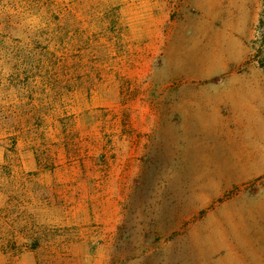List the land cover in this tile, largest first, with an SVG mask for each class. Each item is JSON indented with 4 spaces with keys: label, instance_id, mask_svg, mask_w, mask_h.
<instances>
[{
    "label": "rangeland",
    "instance_id": "obj_1",
    "mask_svg": "<svg viewBox=\"0 0 264 264\" xmlns=\"http://www.w3.org/2000/svg\"><path fill=\"white\" fill-rule=\"evenodd\" d=\"M106 1L0 0V264H264V132L186 151L189 38ZM249 49L264 77V0Z\"/></svg>",
    "mask_w": 264,
    "mask_h": 264
},
{
    "label": "crops",
    "instance_id": "obj_2",
    "mask_svg": "<svg viewBox=\"0 0 264 264\" xmlns=\"http://www.w3.org/2000/svg\"><path fill=\"white\" fill-rule=\"evenodd\" d=\"M80 1L77 0L78 4ZM150 3L162 7L156 19V37H161L165 24L171 23L175 42L189 38L188 60L179 67L184 72L173 85L172 113L174 128L179 133L176 142L185 145L186 151L193 145L205 150L212 140L218 143L219 139H228L229 134L264 132V77L254 64H249V42L260 18L261 0H151ZM106 5L120 6L121 20L129 21L131 0H107ZM174 9L177 15L171 20L170 10ZM142 32L148 34L149 30ZM0 51L3 52L1 46ZM3 68L0 61V70ZM12 83L14 89L15 81ZM4 86L2 81L0 124L8 100ZM7 152L0 141V166L6 164Z\"/></svg>",
    "mask_w": 264,
    "mask_h": 264
}]
</instances>
